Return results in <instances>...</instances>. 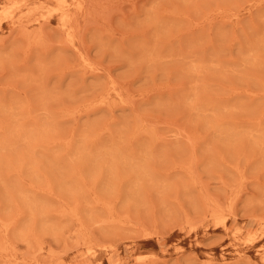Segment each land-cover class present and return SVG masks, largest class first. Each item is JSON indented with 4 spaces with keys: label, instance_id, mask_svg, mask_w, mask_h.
<instances>
[{
    "label": "rangeland",
    "instance_id": "1",
    "mask_svg": "<svg viewBox=\"0 0 264 264\" xmlns=\"http://www.w3.org/2000/svg\"><path fill=\"white\" fill-rule=\"evenodd\" d=\"M0 264H264V0H0Z\"/></svg>",
    "mask_w": 264,
    "mask_h": 264
},
{
    "label": "bare ground",
    "instance_id": "2",
    "mask_svg": "<svg viewBox=\"0 0 264 264\" xmlns=\"http://www.w3.org/2000/svg\"><path fill=\"white\" fill-rule=\"evenodd\" d=\"M57 2V1H56ZM60 1H58V3L57 4H60L59 3ZM13 4V3H12ZM64 3H62V5H63ZM14 5V4H13ZM36 6V5H35ZM34 7V6H33ZM50 7V6H49ZM61 8V7H60ZM35 9V8H34ZM47 13V12H46ZM62 16H64V15H62ZM66 17V16H65ZM43 18V17H42ZM63 27V26H62ZM74 48V47H73ZM114 91V90H113Z\"/></svg>",
    "mask_w": 264,
    "mask_h": 264
}]
</instances>
